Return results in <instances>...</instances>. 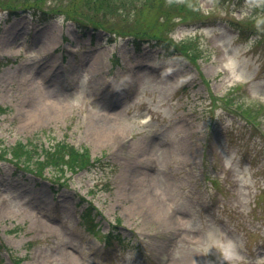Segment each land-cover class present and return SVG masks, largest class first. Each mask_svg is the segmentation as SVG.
<instances>
[{
	"label": "rangeland",
	"instance_id": "374dc122",
	"mask_svg": "<svg viewBox=\"0 0 264 264\" xmlns=\"http://www.w3.org/2000/svg\"><path fill=\"white\" fill-rule=\"evenodd\" d=\"M95 1L88 30L0 8V264H264V33L236 26L260 27L263 0ZM145 29L182 56L138 49ZM60 141L96 162L36 165Z\"/></svg>",
	"mask_w": 264,
	"mask_h": 264
},
{
	"label": "trees",
	"instance_id": "16d2710c",
	"mask_svg": "<svg viewBox=\"0 0 264 264\" xmlns=\"http://www.w3.org/2000/svg\"><path fill=\"white\" fill-rule=\"evenodd\" d=\"M16 3H13L11 0L10 1H4L2 3H0V8L1 9H5L8 10L9 12H14L15 14H18L20 11H29L32 14H35L36 16H41L39 18H42V20H49V17H55L57 15H64L67 19H71L73 21H76L78 23L81 24H85L82 21H79V17L82 15L83 12L88 11L91 14L90 10L93 7V3H96L95 0H15ZM140 2H142V0H139ZM148 3L152 2L153 0H144ZM97 4H99L97 2ZM102 7H104L105 4H101ZM142 6L135 4V6L133 7L135 9V11H139V9ZM131 15V14H128ZM91 16L93 17V19L95 18V16L93 14H91ZM126 15L122 16V18H125ZM161 17L162 18H168V16L165 15L164 12L161 13ZM179 23V22H177ZM92 25V24H90ZM95 28L98 27H102L103 29L108 30L110 33H113L114 29L111 26L112 25H108V26H98L96 25V23H94V25H92ZM250 28V27H247ZM146 31H142V32H137L134 35V38L138 39V40H150L147 37H151L154 35L155 39L157 38H162L164 36L162 32L155 30V29H145ZM157 33V34H156ZM161 42H165L164 39L160 40ZM233 91V90H232ZM75 159L74 158H70L69 162H66L68 164L71 163H75ZM86 218L87 215H83V218ZM88 218V217H87ZM87 227L94 231L93 229L95 228V224L92 218L89 219V222L87 224ZM93 228V229H92Z\"/></svg>",
	"mask_w": 264,
	"mask_h": 264
},
{
	"label": "bare ground",
	"instance_id": "6f19581e",
	"mask_svg": "<svg viewBox=\"0 0 264 264\" xmlns=\"http://www.w3.org/2000/svg\"><path fill=\"white\" fill-rule=\"evenodd\" d=\"M143 75H145V74H143ZM32 80H33V78H32ZM110 117H112V116H110ZM111 128V126H106L105 127V130H106V133H107V135H108V137H109V129ZM49 232V231H48Z\"/></svg>",
	"mask_w": 264,
	"mask_h": 264
}]
</instances>
